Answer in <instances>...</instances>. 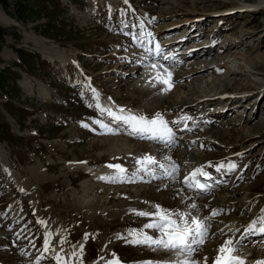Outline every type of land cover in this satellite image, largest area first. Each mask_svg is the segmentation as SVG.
Here are the masks:
<instances>
[{
  "label": "rangeland",
  "instance_id": "374dc122",
  "mask_svg": "<svg viewBox=\"0 0 264 264\" xmlns=\"http://www.w3.org/2000/svg\"><path fill=\"white\" fill-rule=\"evenodd\" d=\"M6 4L7 11H3L2 6L0 9L14 22L16 20L17 25L16 22L9 26L0 24L5 31L0 40V84L3 88L0 90V264H34L37 261L38 264H52V257L60 247L57 249L58 244L54 238L56 249L50 255L43 252L44 233L49 232V226L52 232L55 230L53 226L61 228L60 231L66 234L69 245L70 238L75 244L83 243L82 264H91L100 257L105 247L101 245L103 239L113 243L114 253L123 258L122 264L166 260L168 255L160 257L150 253L151 250L147 247L146 250L144 246H140L142 249L139 251L131 244L128 246L132 248L123 246L122 244L127 245L124 242L126 239L117 238L114 241L113 237L119 235L125 238L132 228L142 227L134 222L123 225L118 219H112V212L119 211L124 203H130L131 199H126L128 196L136 195L158 202L161 200L165 203L163 206L181 212L191 209L187 207V201H181L177 191L173 193L170 189L172 183L158 191L146 182L138 180L139 172L134 179L135 182L141 181V184L109 183L92 176L94 171L97 175H114L113 169L107 165L114 163L111 157L119 154L120 149L119 145H115L111 140L114 136L107 135L105 129L104 132L93 123L100 116L95 112L91 89L102 92L105 97L101 99L111 97L113 101L129 106L136 107L139 102L143 103L145 100H153L156 105L154 100L158 90L149 89L148 95L140 96L137 100L130 96L131 81L141 80L144 74L145 67L139 64L140 57L131 56L130 60L121 61V54H128L137 48H131L133 43L126 38L127 33L141 31L136 27L135 21L139 15H134L132 10L141 14L142 19L148 17L143 19L146 27L156 23L157 28L153 27L154 31H150L154 37L157 31L168 32L176 40L186 38L182 47L184 50L193 40L190 34L198 30L203 31L204 28L211 32L216 24L224 22L219 36L221 33H228V40H240L250 33V38L244 40L237 51L239 55L246 54L252 47L249 58L264 55V8H256V0H127V3L124 0H6ZM17 7L21 13H18ZM240 9L254 12L236 11ZM16 13L19 17L14 15ZM194 13L200 16L197 18L199 22L195 20L198 24L189 29V19L195 17ZM218 19L220 21H217ZM125 23L129 26L126 27ZM122 28H125L124 32L121 31ZM196 41L198 40H194ZM18 50L24 57L21 61L17 56ZM203 53L205 55L199 54V57L204 59L209 53ZM212 54H215L212 59L223 57L216 56L217 52ZM230 54L235 56L233 52ZM195 55L190 57L193 60L189 58L181 66L195 65V60L199 61L198 58L194 59ZM64 56L69 59L65 61L62 58ZM254 67L255 73L261 74L264 79V61L255 63ZM134 68L139 70L131 76L127 71ZM223 77L225 75H222ZM231 85L228 81L212 90H220L221 94L229 95L235 90ZM239 85L246 87L237 93L246 95V91H253V86L247 87L246 80L242 83L240 81ZM260 89L254 97L244 96L242 107H239L236 101H232V105L229 104V98L224 96V102L213 101L208 109L202 107L198 110L202 115L222 112L225 108L228 110L224 121L235 123L229 128L234 133L228 132L224 137L225 148H207L205 152L212 153L214 157L210 159L215 161L228 155L233 156L231 161L237 168L232 172L236 173V178L232 182V177L227 186L231 185L230 191L241 187L243 190L250 188L247 191L249 196L264 195V85L261 91ZM211 95L215 97V93ZM161 104L154 106L150 113L160 111ZM172 107L174 110L175 106ZM156 108L158 109L154 112ZM198 111L192 113L181 110L182 114L176 120L179 123L173 124L167 120L169 127L174 128L173 132L177 135L191 134V129L178 131L175 128L185 120L183 118L198 115ZM253 111L256 119L249 121L248 115ZM162 113L164 115V111ZM171 113L168 114L169 119H174ZM220 120H210L209 126L220 131ZM90 122L91 126H82ZM244 127L251 128L244 130ZM71 129L75 132L71 133ZM103 137H109L110 141L107 140L104 144ZM118 137L139 142L131 136L127 138L119 134ZM205 137L214 140L210 134ZM174 146L176 148V144ZM148 149L145 153H149L151 157L157 156L160 163H163L168 155L174 154L172 151L158 149V145ZM134 160L125 167L128 169L127 176L137 171L129 165L142 167L137 163L139 158ZM101 169L107 170L102 172ZM157 173L162 174L160 168ZM230 175L231 172H227L226 180ZM215 178L218 177L211 181L215 182ZM223 179L225 177L220 178L221 182ZM156 180L154 182L158 183L171 178L163 179L161 175ZM108 190L112 191L107 193ZM240 194L241 192L234 197H241ZM207 196L209 197V194L203 197ZM115 204L120 205L117 207ZM131 206L130 210L133 209ZM191 211L195 213V210ZM106 212H109L108 216ZM226 213L222 212L215 217ZM46 217L50 218V225L42 226L37 223ZM98 217H102L104 221L99 223ZM85 234L89 236L87 241H84ZM221 244L223 242L214 245L209 243L208 246L218 247ZM210 249L207 247L199 256L207 255L211 261ZM41 256L44 258L40 259ZM47 257L50 259L47 260Z\"/></svg>",
  "mask_w": 264,
  "mask_h": 264
},
{
  "label": "bare ground",
  "instance_id": "6f19581e",
  "mask_svg": "<svg viewBox=\"0 0 264 264\" xmlns=\"http://www.w3.org/2000/svg\"><path fill=\"white\" fill-rule=\"evenodd\" d=\"M163 2H164V0H163ZM162 4H164V3H162ZM241 7L242 6H239V8H241ZM255 7L256 8L257 7L258 8H264V0H256ZM236 11H248V10L240 9V10H236ZM248 12L253 13L254 11H248ZM194 14H195V17L189 19V23H188L189 29L196 27V25L198 23H195V20H196V22H199V20L197 18H200V16H198V14L196 15V13H194ZM222 18L225 19L224 17H222ZM222 18H219V19L222 20ZM219 19L217 21H220ZM0 24H2L4 26H9L11 24H15V22L9 16H7L6 13H4L0 9ZM223 24H224V22L221 23V26ZM163 30H164V28H163ZM198 31H200V33L202 34V30H198ZM200 33L197 34V31H196L193 34H190L193 36V40H192V42L189 41L191 43V44L189 43L190 46L187 49H185V54L184 53L182 54L184 56V58H186L185 59V62H186L192 55H195V53H196L195 57L194 56L193 57H194V59L198 58L199 61L195 60L196 61L195 65L187 64L186 66H176L173 63V61H163V60L161 61V63H163V64H173L171 71H172V80L174 82V86H173L171 91H169L167 93L162 92L161 89H162L163 85L156 83V80L154 78L156 77L158 72L162 71L158 66H157V68H152L151 66H149L147 69L143 70L144 74L142 75L141 80H132L131 81V84H130L131 89H132V91L130 93L131 98H133L134 100H137L140 96H144L145 94L148 95L147 92L149 89L155 90V91L158 90V91H156L157 94H155L156 96H155V100H154L156 105L153 103V100H145V102H143V103H142V101L139 102L137 104L138 106H136V107L129 106L128 104H123L121 102L113 101L111 98H106V99L102 98L101 99V97H105V96H103L102 92H97L99 94L100 102L102 103V105L105 107L112 108L113 110H116L117 108L122 107L126 110H130L132 113H135L138 115H144V116L149 117V118L153 117L156 113H162L164 111V115L162 113L164 119L166 121L169 120L171 122L177 120V118L182 114L181 110L192 111V113H193L195 111L197 112L202 107H206L208 109L209 106H212V104H210V103L213 101L224 102V98H223L224 96L229 98L228 99L229 104L232 105L233 104L232 101H236L235 103L238 104L239 107H242L241 102L243 100V97H244L243 94L244 93H237V92H239L240 90H245L246 85L240 86L239 85L240 81L242 83V81L246 80L248 82L247 87L253 86V91H250V92H254V93L250 94V96H252V97H254V95L259 91L260 88H261L260 91L262 90V87L264 85L263 84L264 79H263V76L261 74L255 73L254 65H255V63H259L261 61H264V55H260V56L255 55V56L248 58V54L251 52L252 47H250L251 50L248 49L249 53L247 51L246 54L239 55L237 53V51L239 50L240 46L243 45L242 43L244 42V40H246L247 38H250V33H248L247 35H244V37H241L240 40H237V39L228 40V38L226 37L228 35V33H225V35L224 34L223 35L225 36L228 43H226L223 46V48L221 49V51L217 52V54H216V56H218V55L222 56L223 55V57H214V59H212V56H214L215 54H212L211 52H207L206 50H204V47L201 46L202 45L201 43H198L196 45H192V43H194V39L198 38ZM168 35H170V33H168V32H157L156 31L155 37L158 38V40L163 41V42H161V47L165 48L164 55H168L169 54L168 51L172 48L179 47L180 48L179 50H182L184 42L187 39L183 38L180 40H176L172 35H170V36H168ZM193 52H194V54H193ZM203 52H206V55L209 53L207 56H204L205 57L204 59L202 57H199V54L205 55V53H203ZM232 52H233V54H235L234 57H233V55L230 54ZM117 53H119V52H117ZM139 53H142V51H140L138 48H136L133 51H130L128 54L123 53V54H121V58H122L121 61L130 60L131 56L133 57L136 55H141V56H139V57H141L139 64L140 65L148 64V62H150V61H148V57L144 56L143 53L142 54H139ZM213 53H215V52L213 51ZM227 53H228V55L226 57L231 58L230 61H227L225 59L226 57H224ZM115 54H116V52H115ZM131 54H133V55H131ZM62 58H64L65 61H67L69 59L68 57H65V56ZM190 59L193 60V58H190ZM64 60H62V61L64 62ZM142 60H143V63H141ZM70 61L72 62V60H69V62ZM138 70H139L138 68H134L133 70H129L127 72L132 74L131 76H134L136 74V72H138ZM220 70H221V73L219 74ZM222 75H225V77L222 78ZM138 76H139V74H138ZM228 81H230V83H232L231 86H232L233 90L235 89L232 94L224 95V94H221L220 90L219 91L212 90L213 88L217 89L216 87L218 85L225 84ZM238 85H239V87H237ZM222 88H224V87H222ZM255 90H257V91H255ZM213 93H215V95H214L215 97H213V95H211ZM259 96L260 95H258V98H259ZM160 103H162L161 105H159V106H162L161 110L160 111L158 110V112H155L158 109V108H156V109H154L155 114L150 113L153 111V107L157 106ZM172 105L175 106L174 110H172V108H173ZM250 110H252V108ZM172 111H173V113H171ZM199 111H198V113H199ZM95 112H96V114H98L96 108H95ZM169 113L174 115L173 116L174 119H169L170 118L168 116ZM227 114H228V110H226V108H225V111L218 112V113L214 112V113H209L208 115H206V114L202 115L199 113L198 115L189 116L190 119H192V120L196 119L197 121L221 119L219 122V125L222 128L219 131V130L215 129V127H213V126L210 127L209 124L207 125L206 122H204V123L201 122L199 124L200 126L198 125V127H196L194 130L191 131V134H184L187 136H182L181 134L176 135L174 137V143L171 145L160 142V141H153V140H148V139L147 140L145 139L144 141H148L150 144L144 143L142 141L143 139H139V138L136 139L134 136H131V138H135L139 142L132 141V139H130V138L124 139V138H121L118 136H117V138H115V137L111 138L112 142L117 146L119 145L118 146L119 148L118 147L117 148L120 149L119 150L120 153L119 154L117 153V155L116 154L112 155L111 160L114 161L113 164L122 163L123 165H121V166L124 168L126 167V165L128 163L133 162V160L136 158L141 159L146 155L149 156L148 155L149 153H145L148 148H150V147L153 148L154 146H157V145H158V149H165V147H166L167 152L172 151L174 154L168 155L167 157H165V161L163 162V164L168 166V171H171L170 166L173 162H175L177 165V168H178V171L175 174V175H177V177L175 179L159 181L158 183H155L154 181L158 178L153 179V177L151 175L143 173V174L138 175V177H137L138 180H141L142 182L143 181L146 182L147 184L151 185V187L155 188L158 191L160 189H164L165 186L172 183V187L170 189H172L173 193H174V191H177V195L179 196L181 201H183V202L187 201L188 205L195 203L198 206V209L195 210V213L198 212V214L200 216L209 215L213 209H223L224 213L227 212L226 214H223L219 217L213 218L214 224H212V228L210 229V235L207 238L205 245L202 247V249L194 257L197 260H202L203 257L199 256L200 252L204 251L207 247L208 248L210 247L211 248L210 249L211 261L209 260L210 262L208 261V264H212V261L217 254L216 250L219 247V246L218 247H215V246L211 247V246H213L216 243L224 242V239L227 238V237L221 236V235L213 236V235H211V233H218L220 229H223L224 232L228 234V236H231L233 239H236L240 236V234L244 231V229L249 225V223L257 217L258 213L260 212V209L264 208V195L249 196L247 194V191L250 189L249 187H251V186H248V188H249L248 190L247 189L243 190V189H241L242 188L241 187V188H235L233 191H230L232 188L231 185H229V186L226 185L225 187L222 186V182H225L227 179V176H226L227 172H225L224 170H221L219 172L216 171V166L219 165L220 163L227 165L229 162H232L231 158L233 156L228 155V157L226 156V158L224 157L221 159H216V161H215V160L210 159V158L214 157L212 153H206L205 152V150H207V148H211L214 150L220 149V148H225L226 143L224 142L225 141L224 137H226L228 135V132H230L231 134L234 133L231 130H229V128H230L231 124H235V123L224 121V120H226ZM237 116H239V113ZM249 116H250L249 121L254 119V118L256 119L254 111L251 112L248 115V117ZM182 117H184V116H182ZM166 118H168V119H166ZM98 119H104L106 123L108 122L107 117H101ZM263 119L264 118H262V120ZM186 120L187 119L182 120V121H186ZM91 122L87 125L91 126L92 125ZM94 125L97 128L102 129L97 124H94ZM114 125H116V124H114ZM183 125L184 124H182L181 126H176L175 129L178 131L192 129V128H190V126H183ZM110 126L112 127V124ZM73 128H75V127L73 126ZM112 128L114 129V131H116V127H112ZM250 128L251 127H244V130H246V129L249 130ZM103 131H104V129H103ZM70 132L71 133L75 132V130L71 129ZM107 134H109V133L107 132ZM208 134H210L211 137H214V140L208 139L207 137H205ZM179 135H181V136H179ZM176 139H180V141H177ZM104 140H105V142L103 141L104 144L107 143V140L110 141L109 137H105ZM226 140H228V139H226ZM217 141L219 143H217ZM175 144H176V148H174ZM112 151H115V150H112ZM148 151H149V149H148ZM150 151H151V149H150ZM110 156H111V154H110ZM156 157L153 156V158H155L157 160ZM159 163H160V161H158V164ZM134 164H137V163H134ZM158 164L149 165V167H148L149 170H155L156 168H158L157 167ZM129 166L134 167L135 170H137V168H141L138 165H129ZM73 168L74 167L71 166L72 170H74ZM197 168H203V170L205 172L209 173V175L211 177V179L205 180V178L203 176H197V180L200 181L201 183H208L210 185H213L211 190L209 192H207L206 194L200 193L199 190H197V189H190L187 187L188 182L185 181V177H190L191 174ZM105 170H107V169H101L100 171L103 172ZM156 170H155L156 175L158 177H161V174L157 173L159 168L157 171ZM112 171H114V170H112ZM160 171L163 172L164 170L160 169ZM142 172H144V171H142ZM134 173H135V171H134ZM91 174L96 179H99L100 177H103V176L108 177L107 176L108 174L106 176L103 174L97 175L96 171L92 172ZM214 177H218V178H215V180H213L215 182H212L211 180ZM221 177H225V179H223L222 182L220 180ZM162 178L164 179L165 177L162 176ZM217 179L220 181V183H217V181H216ZM99 180H101V179H99ZM174 180H176L177 182ZM167 189H169V188H167ZM110 191H112V190H110ZM110 191L108 190L107 193H109ZM240 192H241L240 195H242L241 197H234V195H238ZM134 194L136 195V193H134ZM207 194H209V197L208 196L203 197V196H206ZM153 196H155V195H153ZM128 198L131 199L130 203H128V202H127L128 204L124 203V206L121 207V209L119 211H113L112 215H111L112 219H118V221L121 222L123 225H126L127 222H134L136 225H139V227H142L145 223L149 222V218L139 217V216L135 215L133 212H131L130 211L131 205H133V206H131L133 209L138 210V211L139 210L154 211L155 209L153 208V205H161L163 208H166V209L177 210L175 208H168L166 206H163L162 204H165V203H162L163 201L161 202V200L158 202V201L152 200L150 198H139L138 195L128 196L126 199H128ZM122 202H120V203H122ZM119 205L120 204H115V206H117V207H119ZM35 208L36 207H34V210L36 211ZM97 208H98V206H97ZM37 211H39V210H37ZM187 211H189V210H187ZM100 212H101V210H100ZM108 213L106 212V216H108ZM108 218H110V217H108ZM49 219L50 218L46 217V218H42L40 220L46 221V225H50V221H48ZM51 220H53V219H51ZM101 220L104 221V219L102 217H98L97 221L99 223L102 222ZM108 220H111V219H108ZM110 223H111V221H110ZM57 226H58V224H57ZM59 227H60V225H59ZM53 228H55L54 232H52V230H50V226H49L47 231L54 233L53 239L54 238L56 239V242L58 245H59L58 241H59L60 237H64L67 240L66 234L61 233V231H60L61 228L58 229V227L56 228L54 226H53ZM134 228H132V229H134ZM237 229L240 230L238 233H237ZM233 234H235V235H233ZM118 236L119 235L113 237V238H115L114 241L117 239ZM125 238L131 239V237L128 234L125 236ZM110 241H112V240H110ZM209 243H212L213 245L208 246ZM242 243H243V246L240 248L239 254L246 258L247 264H254V262L257 260H264V235H249L246 239L243 240ZM128 244H130V243H128ZM53 245L55 247L57 246L54 240H53ZM63 245H64L63 246L64 252L62 253V255H65V256H67L71 252L75 251L79 247V245H75V244L69 245L68 242H66ZM101 245L102 246L105 245V247H103V253L100 255V257H104L105 260H111L113 258V254H115V257H117L119 259L120 264L123 263L119 257V254H117L116 252L114 253L113 243L108 242L107 239H103L101 242ZM67 246L70 248V250H67L68 249ZM55 249L56 248H54V250ZM141 249H142V247H140V246L137 247V251H139ZM145 249H146V247H145ZM54 250H50L48 252V254L50 255ZM66 250H67V253L65 252ZM150 253L157 254L160 257L168 255L167 253H162L159 251L154 252L152 250ZM208 256H210V255H208ZM97 260H98V258L93 260L91 262V264H95V262ZM137 263H139V262H137ZM101 264H103V261H101Z\"/></svg>",
  "mask_w": 264,
  "mask_h": 264
},
{
  "label": "snow or ice",
  "instance_id": "6c2138e0",
  "mask_svg": "<svg viewBox=\"0 0 264 264\" xmlns=\"http://www.w3.org/2000/svg\"><path fill=\"white\" fill-rule=\"evenodd\" d=\"M127 3V0H124ZM127 27V25H126ZM142 27V25H141ZM131 35L133 43L138 47L144 49L146 57L151 58L153 61H173L174 57L170 55H164V50L159 44L155 45V48H149L146 46L143 40L142 34L127 33ZM151 37V33H147ZM143 63V60L141 61ZM145 67L151 66L162 70L157 73L156 83L163 85L161 91L167 93L172 90L174 82L172 80L171 68L173 64H163L158 62H152L144 64ZM90 87V86H89ZM92 99L95 102V108L100 117H107L108 122L104 119L94 120L93 123L97 124L102 129H107L109 133L114 134V129L110 126L111 124L124 125L129 129V134L139 139H148L153 141H160L166 144L174 143V132L169 127V122L166 121L161 113H156L153 117L149 118L144 115H138L132 113L130 110L124 108H112L105 107L100 102V97L97 91L91 89ZM190 119V118H183ZM173 124H178L179 121H173ZM88 127L87 124L82 125ZM142 167L137 170L136 173L132 174V177L126 175L127 170L120 164H109L107 167L114 170V175L108 177H100L99 179L105 180L109 183H125L135 182L134 178L137 173L144 171L146 174L151 175L153 179L160 178L156 175L155 170H149L147 166L156 165L158 161L151 156H144L137 161ZM211 166V165H210ZM158 167L163 169L162 176L175 179V174L178 171L175 162L171 164V171H168V166L163 163H159ZM237 165L234 162H229L227 165L220 163L216 166V171L224 170L225 172L235 171ZM197 176H203L205 180L211 179L209 173L205 172L203 168H197L190 177H185L187 181V187L190 189H197L200 193H207L211 190L213 185L208 183H201L197 180ZM220 183V181H217ZM23 191V189H21ZM191 210H197L198 206L193 203L187 206ZM154 211H143V210H130L139 217L149 218V222L145 223L141 229H131L128 235L131 239L118 236V239H126L127 243L138 246H145L154 252H162L168 254L166 260H147L141 262V264H208L209 258L203 257L202 260H197L195 255L205 245L207 238L210 235V229L212 228L213 218L220 215L223 209H213L209 215L200 216L198 212L171 210L163 208L161 205H153ZM37 223L42 226H46V221L38 220ZM240 230L237 229V232ZM52 232H45L43 238V252L46 254L50 250H54ZM211 235H221L227 238L224 239L223 244L217 248V254L214 257L212 264H247L245 257L239 254L240 248L243 246V240L249 235H264V208L260 209L257 217L253 219L249 225L244 229L240 236L233 239L228 236L223 229H220L218 233H211ZM235 235V234H233ZM89 239L88 234H85L84 241ZM67 242L66 238H59L60 250L55 252L52 257L54 264H82L84 245L80 243L79 247L68 254L67 256L62 255L64 252L63 244ZM75 247V246H74ZM44 257L41 256L40 259ZM120 264V261L115 254L111 260H105L104 257H99L95 264ZM254 264H264V260H257Z\"/></svg>",
  "mask_w": 264,
  "mask_h": 264
},
{
  "label": "trees",
  "instance_id": "16d2710c",
  "mask_svg": "<svg viewBox=\"0 0 264 264\" xmlns=\"http://www.w3.org/2000/svg\"><path fill=\"white\" fill-rule=\"evenodd\" d=\"M0 5H2L4 7V9H7L6 0H0ZM17 10H18V13H21V10L19 9V7H17ZM15 15H17V13ZM4 33H5V31L2 28H0V40L2 39V36L4 35ZM17 55L20 59L23 58V55L19 50L17 51ZM0 88H2L1 84H0Z\"/></svg>",
  "mask_w": 264,
  "mask_h": 264
}]
</instances>
